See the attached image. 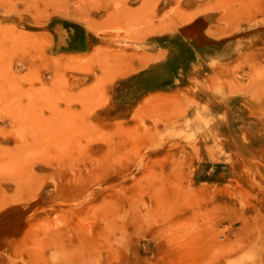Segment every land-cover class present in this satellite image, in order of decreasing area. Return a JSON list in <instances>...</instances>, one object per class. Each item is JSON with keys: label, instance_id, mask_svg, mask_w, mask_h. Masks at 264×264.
<instances>
[{"label": "rangeland", "instance_id": "1", "mask_svg": "<svg viewBox=\"0 0 264 264\" xmlns=\"http://www.w3.org/2000/svg\"><path fill=\"white\" fill-rule=\"evenodd\" d=\"M0 264H264V0H0Z\"/></svg>", "mask_w": 264, "mask_h": 264}, {"label": "bare ground", "instance_id": "2", "mask_svg": "<svg viewBox=\"0 0 264 264\" xmlns=\"http://www.w3.org/2000/svg\"><path fill=\"white\" fill-rule=\"evenodd\" d=\"M56 130V129H55ZM39 133H40V131H39ZM46 134V133H45ZM44 136V135H43ZM35 140H36V138H35ZM36 144V143H35ZM43 147H44V143H43Z\"/></svg>", "mask_w": 264, "mask_h": 264}]
</instances>
